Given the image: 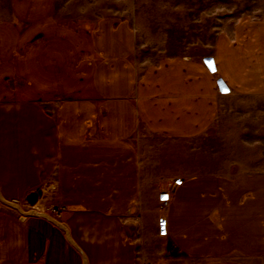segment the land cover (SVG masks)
<instances>
[{
    "label": "crops",
    "instance_id": "1",
    "mask_svg": "<svg viewBox=\"0 0 264 264\" xmlns=\"http://www.w3.org/2000/svg\"><path fill=\"white\" fill-rule=\"evenodd\" d=\"M8 6L0 18L5 198L64 223L88 264L264 259V172H206L203 153L188 147L213 128L227 93L264 96V18H239L207 52L141 66L129 19L81 21L59 0ZM7 208L0 264H84L56 225Z\"/></svg>",
    "mask_w": 264,
    "mask_h": 264
},
{
    "label": "rangeland",
    "instance_id": "2",
    "mask_svg": "<svg viewBox=\"0 0 264 264\" xmlns=\"http://www.w3.org/2000/svg\"><path fill=\"white\" fill-rule=\"evenodd\" d=\"M59 3L66 15L81 21L114 16L129 19L136 31L141 66L165 56L207 52L218 32L239 18H264V0H59ZM8 5L9 0H0V18L7 13ZM188 147L198 152L199 157L203 153L206 172L233 177L264 172V96L227 93L213 128ZM43 193L42 190L34 193L30 204H37L41 198L38 195ZM155 248L153 252L160 249L158 245ZM244 262L264 264V259Z\"/></svg>",
    "mask_w": 264,
    "mask_h": 264
},
{
    "label": "water",
    "instance_id": "3",
    "mask_svg": "<svg viewBox=\"0 0 264 264\" xmlns=\"http://www.w3.org/2000/svg\"><path fill=\"white\" fill-rule=\"evenodd\" d=\"M0 203L10 209L15 210L16 212H18L20 215L25 216V217H41V218H45L48 221H50L51 223H53L54 225H56L58 228H60L66 235L68 241L81 253L83 260H84V264H88V258L86 256V254L84 253V251L76 244V242L73 240L70 231L68 229V227L62 223L61 221H59L58 219H56L55 217H53L51 214L43 212V211H38L36 209H26L24 206H22L20 203L16 202V201H11L7 198H5L0 190Z\"/></svg>",
    "mask_w": 264,
    "mask_h": 264
},
{
    "label": "built area",
    "instance_id": "4",
    "mask_svg": "<svg viewBox=\"0 0 264 264\" xmlns=\"http://www.w3.org/2000/svg\"><path fill=\"white\" fill-rule=\"evenodd\" d=\"M204 62H205V65L210 69V71L215 74L217 68H216L214 59L205 58L204 59ZM220 86H222L221 81H220ZM178 183H181V181L178 182ZM30 209H32V208H30ZM57 210L58 209L54 208L53 209V212H57ZM38 211H41V210H38ZM166 234H167V224H166V221L164 219H161V223H160V235L162 237H164V236H166Z\"/></svg>",
    "mask_w": 264,
    "mask_h": 264
},
{
    "label": "bare ground",
    "instance_id": "5",
    "mask_svg": "<svg viewBox=\"0 0 264 264\" xmlns=\"http://www.w3.org/2000/svg\"><path fill=\"white\" fill-rule=\"evenodd\" d=\"M38 202V201H37ZM39 203V202H38ZM29 206V205H28ZM41 205H39V204H37V205H34V206H29L30 208H32V209H37V210H41V211H43L42 209H43V207H42V209H38V208H41L40 207ZM22 218H26L25 216H22V215H20Z\"/></svg>",
    "mask_w": 264,
    "mask_h": 264
},
{
    "label": "snow or ice",
    "instance_id": "6",
    "mask_svg": "<svg viewBox=\"0 0 264 264\" xmlns=\"http://www.w3.org/2000/svg\"><path fill=\"white\" fill-rule=\"evenodd\" d=\"M166 198V197H165Z\"/></svg>",
    "mask_w": 264,
    "mask_h": 264
}]
</instances>
